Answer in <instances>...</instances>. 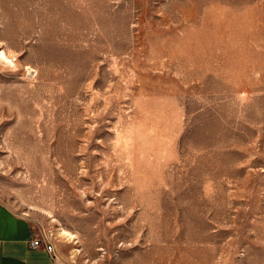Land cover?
Returning a JSON list of instances; mask_svg holds the SVG:
<instances>
[{
	"label": "rangeland",
	"instance_id": "obj_1",
	"mask_svg": "<svg viewBox=\"0 0 264 264\" xmlns=\"http://www.w3.org/2000/svg\"><path fill=\"white\" fill-rule=\"evenodd\" d=\"M0 203L60 264H264V0H0Z\"/></svg>",
	"mask_w": 264,
	"mask_h": 264
},
{
	"label": "crops",
	"instance_id": "obj_2",
	"mask_svg": "<svg viewBox=\"0 0 264 264\" xmlns=\"http://www.w3.org/2000/svg\"><path fill=\"white\" fill-rule=\"evenodd\" d=\"M35 231L29 220L0 203V264H60L43 248L30 246Z\"/></svg>",
	"mask_w": 264,
	"mask_h": 264
},
{
	"label": "built area",
	"instance_id": "obj_3",
	"mask_svg": "<svg viewBox=\"0 0 264 264\" xmlns=\"http://www.w3.org/2000/svg\"><path fill=\"white\" fill-rule=\"evenodd\" d=\"M30 246L33 249L43 248L53 260L56 259L54 253V242L51 237L44 235L43 233L35 232V236L31 240Z\"/></svg>",
	"mask_w": 264,
	"mask_h": 264
}]
</instances>
